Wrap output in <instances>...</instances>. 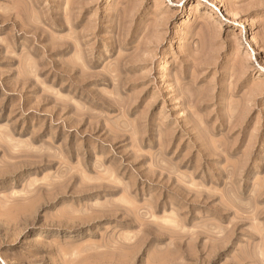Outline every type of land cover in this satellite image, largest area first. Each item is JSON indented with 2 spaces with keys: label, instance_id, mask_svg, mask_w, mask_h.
I'll use <instances>...</instances> for the list:
<instances>
[{
  "label": "rangeland",
  "instance_id": "obj_1",
  "mask_svg": "<svg viewBox=\"0 0 264 264\" xmlns=\"http://www.w3.org/2000/svg\"><path fill=\"white\" fill-rule=\"evenodd\" d=\"M0 264H264V0H0Z\"/></svg>",
  "mask_w": 264,
  "mask_h": 264
},
{
  "label": "bare ground",
  "instance_id": "obj_2",
  "mask_svg": "<svg viewBox=\"0 0 264 264\" xmlns=\"http://www.w3.org/2000/svg\"><path fill=\"white\" fill-rule=\"evenodd\" d=\"M14 5H15V4H14ZM66 11H67V10H66ZM67 12H68V11H67ZM67 12H66V13H67ZM9 20H10V19H9ZM12 20H13V19H12ZM14 22H15V21H14ZM22 30H23V29H22ZM66 51H70V49H69V48L62 49V50L59 49L58 52H57V54H61V53H64V52H66ZM162 65H163V64H162ZM160 70H161V74L163 73V75H164L165 68L162 67ZM160 70H159V71H160ZM83 72H84V71H83ZM84 74H85V73H84ZM71 76H72V75H71ZM161 76H162V75H161ZM70 78H71V77H70ZM160 78H161V77H160ZM163 79H164V76H163ZM110 212H111V211H110Z\"/></svg>",
  "mask_w": 264,
  "mask_h": 264
}]
</instances>
